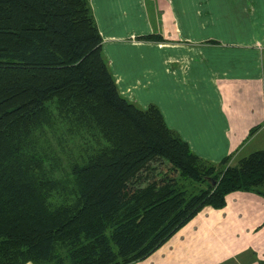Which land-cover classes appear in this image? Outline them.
Instances as JSON below:
<instances>
[{
	"label": "trees",
	"instance_id": "trees-1",
	"mask_svg": "<svg viewBox=\"0 0 264 264\" xmlns=\"http://www.w3.org/2000/svg\"><path fill=\"white\" fill-rule=\"evenodd\" d=\"M102 46L91 0H0V264H132L228 194L264 197V149L201 158Z\"/></svg>",
	"mask_w": 264,
	"mask_h": 264
},
{
	"label": "crops",
	"instance_id": "crops-1",
	"mask_svg": "<svg viewBox=\"0 0 264 264\" xmlns=\"http://www.w3.org/2000/svg\"><path fill=\"white\" fill-rule=\"evenodd\" d=\"M230 1L231 8L226 0L208 8L214 16L208 25L193 22V38L166 9L159 32L142 33L131 43L108 34L96 18L121 95L141 108L158 106L190 149L213 163L264 141V0ZM92 8L96 14L95 0ZM152 34L162 38H141ZM254 200L263 210H256ZM263 224L264 198L233 192L224 208L204 207L136 264H222L229 248L247 244L263 255Z\"/></svg>",
	"mask_w": 264,
	"mask_h": 264
},
{
	"label": "rangeland",
	"instance_id": "rangeland-1",
	"mask_svg": "<svg viewBox=\"0 0 264 264\" xmlns=\"http://www.w3.org/2000/svg\"><path fill=\"white\" fill-rule=\"evenodd\" d=\"M226 2L227 6L230 5L231 8L233 5L232 2L230 0H226ZM213 3H219V0H95L96 14L94 10L93 14L95 20L96 18L100 22L102 20L103 27L107 30L108 34L120 36V39L126 37L124 38V42L131 43L135 42V40L138 39L137 36L142 33L146 34L150 31L159 32L161 29V22L163 21V18H165L166 9L167 12H170L171 18L178 21V24L185 30L186 36L193 38L191 36L193 33V22H200V24L208 25L214 20V16L211 12L209 13L208 10V8L212 9L211 5ZM250 11L251 10H249V12ZM232 17L237 19L240 16L233 15ZM169 36L171 35L169 34ZM156 42L159 41L156 40ZM160 44L164 46L163 43ZM258 129L259 128H257L256 132ZM262 148L264 149V141H261V138H258L254 143L249 144V147L245 151H242L239 155H235V157H231L229 163L234 165L240 157L246 156L252 153V151H257V149L262 150ZM158 167L161 172H164L166 169V165L164 164H159ZM248 193L264 198L253 192ZM253 204L257 207L256 210H263V207L260 206V202L254 200ZM262 226H258L255 231H260ZM232 248V251L229 248V256L224 259L222 264H264V254L261 255L256 246L247 244L242 247ZM136 263L138 262L132 264Z\"/></svg>",
	"mask_w": 264,
	"mask_h": 264
}]
</instances>
